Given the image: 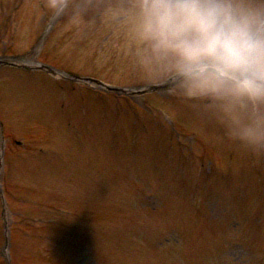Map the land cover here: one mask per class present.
Listing matches in <instances>:
<instances>
[{
    "label": "clouds",
    "instance_id": "1",
    "mask_svg": "<svg viewBox=\"0 0 264 264\" xmlns=\"http://www.w3.org/2000/svg\"><path fill=\"white\" fill-rule=\"evenodd\" d=\"M78 30L119 19L146 81L264 156V0H49Z\"/></svg>",
    "mask_w": 264,
    "mask_h": 264
},
{
    "label": "rangeland",
    "instance_id": "2",
    "mask_svg": "<svg viewBox=\"0 0 264 264\" xmlns=\"http://www.w3.org/2000/svg\"><path fill=\"white\" fill-rule=\"evenodd\" d=\"M19 1L20 0H10L9 2L7 1L4 4L6 7L7 15L1 14V24H4L6 22V18L11 14L12 9L17 5ZM58 19H61L62 21L68 23L72 22L67 16H58L56 20ZM114 20L116 19H113L106 23L102 21L103 25L99 27V30L88 28L83 31V35L68 39V43L59 51V53L65 55L69 60L82 58L84 62H88L84 67L85 71L94 74L104 73L107 78H111L125 86L134 88L143 83H149V81H146L143 78V74L140 73L134 66L132 59L134 45L130 36L125 34L124 26H121L119 28L115 27L113 24ZM50 25L51 23H48L46 28L48 29ZM71 30L72 26H65L61 29L60 34L63 35ZM16 38L14 39V41L16 40ZM6 40H8L10 44L9 38H6ZM59 40H62L61 37H58L56 39V41ZM37 54L38 53L34 49H32V53L30 54L28 61H32L33 58L36 59ZM6 75H8V72H4L2 74L3 77ZM78 95L81 96L80 93H78ZM158 95L161 96V99H163L164 105L168 104L171 113L182 120L181 124L183 130L186 131V133H188V131H191L193 133L191 138H187V142L189 144H192L193 136L199 139L200 137H197L195 134L199 127H193V124H201L206 126L208 124L202 123L199 119L209 121L211 120L199 117L196 114L195 105L193 102L190 103V101H185L178 96L171 95L168 91H165ZM134 99H136V101H130L139 106H141L146 101H143V97H135ZM112 102L115 103V100L113 99ZM128 109L129 108L126 107L122 111L121 115V123H123L125 126L132 125L135 121L134 117H132L128 112H125ZM148 113L150 114V117L152 115L158 114L156 109ZM112 116V113L109 114L110 119L112 118ZM150 117L148 118V120L150 119ZM110 119L108 121H110ZM151 126L152 130L155 131L157 127H155L154 122ZM218 132L220 133L219 129ZM224 149H226V145ZM175 150L180 151V146H175ZM186 152L188 153L189 151L186 149ZM197 152L203 153L201 152V150H198ZM186 156H188L190 164H192L193 167H197L199 171L203 169V166L200 163L201 159H199L196 154L194 155L188 153L186 154ZM226 164L228 169L226 174L231 178L233 165H231L232 163L230 164V162H227ZM246 177L248 179L244 181V178ZM244 178L242 179L241 177H237L238 181H236L240 187L241 200H243L244 198L249 199L250 180L255 179L256 177L254 175H245ZM210 181L211 180L208 178H200L199 198L202 202H205L208 199L203 191L205 190V187H207V185L210 183ZM261 189L264 191L263 186H261V188H256L254 191H250L251 197L249 201L247 200L248 202H246V204L241 205V209L242 212H244V215H251V217H254L256 213L253 212L256 211L259 207H262V211L259 214H261V216L263 215L264 217V195ZM211 208L212 217L215 220L221 221V229H219L220 232L228 231L223 228L222 221L224 220L225 222H228L229 218L227 217V215H225V212L223 211L221 205L219 208H217L216 205L212 203ZM261 216L259 217L260 220ZM222 240L225 242L224 244H220L218 246H216V244L213 245L217 257L208 260L210 262L209 264H264V254L261 255V257L255 255L251 250V246L247 245L248 243L245 244L246 242L242 243L238 241L236 236H232L231 238L224 236ZM32 245L35 246V242H32ZM66 247L67 244L65 242V238L63 237L61 240V252L59 254L62 259H65L66 257ZM68 252H71L70 247L68 248ZM166 264L171 263L167 262ZM197 264H202L201 260H199ZM203 264H206V262H204Z\"/></svg>",
    "mask_w": 264,
    "mask_h": 264
}]
</instances>
